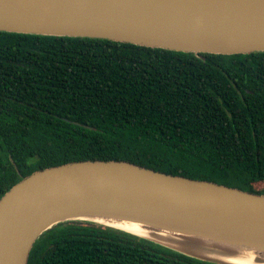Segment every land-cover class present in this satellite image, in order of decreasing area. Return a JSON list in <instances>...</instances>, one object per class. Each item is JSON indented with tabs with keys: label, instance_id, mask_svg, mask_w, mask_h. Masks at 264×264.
I'll list each match as a JSON object with an SVG mask.
<instances>
[{
	"label": "trees",
	"instance_id": "1",
	"mask_svg": "<svg viewBox=\"0 0 264 264\" xmlns=\"http://www.w3.org/2000/svg\"><path fill=\"white\" fill-rule=\"evenodd\" d=\"M125 161L264 195V52L0 32V199L47 168ZM28 264H212L82 221Z\"/></svg>",
	"mask_w": 264,
	"mask_h": 264
},
{
	"label": "water",
	"instance_id": "2",
	"mask_svg": "<svg viewBox=\"0 0 264 264\" xmlns=\"http://www.w3.org/2000/svg\"><path fill=\"white\" fill-rule=\"evenodd\" d=\"M0 32L198 55L260 53L264 0H0ZM69 221L117 229L212 264L234 263L202 248L223 246L227 257L252 250L264 260V195L125 161H81L37 171L0 199V264H28L41 235ZM125 225L155 236L117 227Z\"/></svg>",
	"mask_w": 264,
	"mask_h": 264
},
{
	"label": "bare ground",
	"instance_id": "3",
	"mask_svg": "<svg viewBox=\"0 0 264 264\" xmlns=\"http://www.w3.org/2000/svg\"><path fill=\"white\" fill-rule=\"evenodd\" d=\"M117 227H120L119 229H123V230L129 231L135 234H139L142 236H146V235L155 236V235H152L151 233H148L146 230L140 229L139 227L135 225L133 226L125 225V226H117ZM203 244H205V246H212L208 242H203ZM201 251L202 252L200 253H203L206 256L223 259V260H226L234 264H264V260H262L263 262L259 261L260 254H257L256 252L252 250L242 249L240 252L237 253L236 256L232 255V257H227L229 256V254H231V252H228L226 248H224L223 246L214 245L213 247H209V249L202 248Z\"/></svg>",
	"mask_w": 264,
	"mask_h": 264
},
{
	"label": "rangeland",
	"instance_id": "4",
	"mask_svg": "<svg viewBox=\"0 0 264 264\" xmlns=\"http://www.w3.org/2000/svg\"><path fill=\"white\" fill-rule=\"evenodd\" d=\"M257 189H259V190L264 189V184L259 185V186L257 187Z\"/></svg>",
	"mask_w": 264,
	"mask_h": 264
}]
</instances>
